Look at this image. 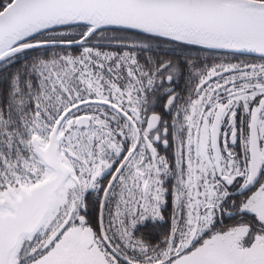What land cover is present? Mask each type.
<instances>
[{"label": "snow or ice", "instance_id": "obj_1", "mask_svg": "<svg viewBox=\"0 0 264 264\" xmlns=\"http://www.w3.org/2000/svg\"><path fill=\"white\" fill-rule=\"evenodd\" d=\"M0 264H264V0H0Z\"/></svg>", "mask_w": 264, "mask_h": 264}, {"label": "flooded vegetation", "instance_id": "obj_2", "mask_svg": "<svg viewBox=\"0 0 264 264\" xmlns=\"http://www.w3.org/2000/svg\"><path fill=\"white\" fill-rule=\"evenodd\" d=\"M225 223H231V221L225 220ZM168 227V225L166 223H160L159 225H157L155 228H153L151 226V224H149L146 228H142L141 231H145L148 230L149 228L152 230V232H154V234L162 232L164 229H166ZM155 229H160L158 231H154ZM137 235H140V232H137Z\"/></svg>", "mask_w": 264, "mask_h": 264}, {"label": "trees", "instance_id": "obj_3", "mask_svg": "<svg viewBox=\"0 0 264 264\" xmlns=\"http://www.w3.org/2000/svg\"><path fill=\"white\" fill-rule=\"evenodd\" d=\"M73 52H76V51H78V49H73L72 50ZM158 230H160V229H155L154 231H158ZM161 231V230H160ZM146 232H152V230L149 228L148 230H146ZM152 233H154V232H152Z\"/></svg>", "mask_w": 264, "mask_h": 264}]
</instances>
